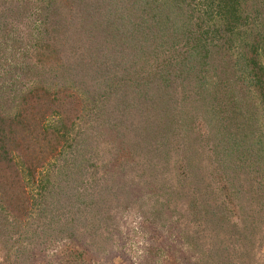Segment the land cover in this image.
I'll list each match as a JSON object with an SVG mask.
<instances>
[{"label":"rangeland","instance_id":"1","mask_svg":"<svg viewBox=\"0 0 264 264\" xmlns=\"http://www.w3.org/2000/svg\"><path fill=\"white\" fill-rule=\"evenodd\" d=\"M54 1L58 29L77 35L66 44V34H54L58 53H45L46 0H0V113L24 118L13 135L11 166H0V264H264V81L252 85L256 80L239 69L254 56L252 46L264 66V0H242V22L222 40L210 33L205 42L208 23L195 28L209 64L185 81L178 64L198 61L192 40L169 34L159 45L157 29L143 39L146 28H134L141 37L134 47L100 29L84 41L85 31L74 30L99 0ZM100 1L103 10L108 1ZM115 2L139 18L156 12L146 0ZM158 4L178 20L195 8L194 27L207 9L205 0ZM162 68L169 83L180 84L163 89L154 81L148 89L161 90L175 108L152 115L157 98L143 95V85L128 86L153 80ZM63 124L70 131L57 142ZM87 159L90 169L81 163ZM13 164L19 175L12 184ZM216 203L232 210L227 218ZM23 207L28 220L47 207L53 235L27 242L17 222ZM252 208L262 217L249 228ZM93 213L96 231L84 219Z\"/></svg>","mask_w":264,"mask_h":264},{"label":"trees","instance_id":"2","mask_svg":"<svg viewBox=\"0 0 264 264\" xmlns=\"http://www.w3.org/2000/svg\"><path fill=\"white\" fill-rule=\"evenodd\" d=\"M108 4L104 5V9L103 5L101 4V1L99 0V4L100 7L99 9L94 10V5H91L90 10L89 9H85L84 11H82V13H86L85 14V19L79 23V29H75L74 32H77L79 30V32L81 30L85 31V37H84V41L89 38L92 39V33L94 34L98 32V30H102V32L107 33L109 32L110 35H108L107 38H111L113 40H116L117 38L123 39V42L126 43L124 46L127 47L129 45L131 46H135L137 45L139 39H141V37H137L136 35L139 33L138 30H134V28H139L140 30H144L146 28L145 32L146 36L142 37L143 39H148L150 37H155L154 35H156V29L158 34H162V36L160 37V35H157L156 38L158 41L159 40V45L165 44L162 43V41H164V37H166L169 34L174 35V37H178V36H185V38L190 41L192 40L194 42V50L196 53V58L198 59V61L194 64L189 65L187 62L185 63H180L178 64L180 66L179 69V73H177L178 75H180L183 78V81L185 80H189L192 77V74L197 75V72L200 74V71H203V68L205 66H207L209 63L207 61L208 59V51L204 50L203 48H205L204 46H201L200 44V35L199 37L196 34L195 36V30L196 29H202V26L205 25V23H208L206 28L204 29V31L202 32L203 35H205V42L210 41L213 38H210L209 35L210 33H214L215 34V38H217V40H222L224 38V36H226V34H231L234 33V30L236 29L237 25L239 23L242 22V15L240 13V7H241V1L242 0H205L206 1V7L207 9L205 11L202 12V16L201 18H197L200 21L196 22L197 26H193L191 25L192 21L195 18V8H189L190 11H192V15L188 16V18H185V14L184 16H182L181 12L178 14L179 16V20L174 18H170L169 15L163 14L162 13V6H160L158 4V0H152V2H150L149 0H146L149 3H153L151 4V6L155 5V9L156 12L152 15V16H148L147 17H141L139 18L137 15H135V13H131L132 12V8H129L128 4H125L124 8L121 7V10L117 6V2H115V0H112L113 2H110V0H107ZM138 1V0H136ZM145 1V0H144ZM135 2V1H134ZM133 2V3H134ZM177 3H179L177 1ZM147 4V3H146ZM158 4V5H156ZM45 5H47L45 7V15L44 18H40V20L42 19V24L44 26L43 31L44 32V36L46 38V44L42 46V49L44 50L45 53L50 52V53H58L57 49L55 48L56 43H53L51 40H54V34L59 35L62 39V36L66 34V37L64 42H66V44L69 42L70 44L76 39V35H74L73 33H71L70 35L74 36L73 38L70 37V35H68V33L63 32L62 30H59L58 27L61 26V23H59V21L57 22V19L55 18V13L57 10V7H55V1L54 0H46ZM127 6V8H126ZM18 7V6H16ZM15 9L17 10L18 8ZM144 8L142 9V11H146V8H148L146 5L143 6ZM182 6L180 5L179 8H181ZM7 10H9L10 8H6ZM4 10V12H6L7 10ZM13 9V8H12ZM139 8H133V11H137ZM154 9V10H155ZM18 11V10H17ZM122 12V13H121ZM151 11L149 10L148 14ZM147 14V12H146ZM107 15V18H105V16ZM109 15V16H108ZM41 16V11H40V15ZM159 16H165L166 18L162 19L161 21L157 20ZM202 17H204V21H201ZM1 19L3 21V24H6L8 22H10L11 19H8V17L2 15ZM187 19V20H186ZM221 19L217 24H210L212 22L210 21H216ZM98 20V21H97ZM19 22H21L19 20ZM59 23V24H58ZM102 28V29H101ZM196 28V29H195ZM133 30L130 33V30ZM1 30V28H0ZM197 33V31H196ZM201 33V34H202ZM242 37V36H239ZM106 38V39H107ZM48 39V40H47ZM56 40V39H55ZM227 42H231L232 39H228L226 40ZM53 44H55L53 46ZM2 45V44H0ZM158 45V46H159ZM157 46V47H158ZM102 48V47H101ZM159 48V47H158ZM219 48V47H218ZM257 50L258 48L255 46L251 47V51L254 53V56L251 57V59H247L246 60V64H243V66L241 64H239V69L242 70L243 73H250L249 75L252 76V79L256 80V82L252 85H259L264 81V66L262 65H258V60H257ZM0 52H4L2 49H0ZM143 52L145 53V51L143 50ZM199 64V66L197 65ZM248 65H251V69L249 70L247 68ZM199 69L198 71H195V69ZM165 68L162 69H158V70H154L153 74L151 76V78H153V80L151 81H145V82H141V78H137L135 79V81H132L131 84L128 87H133L134 85H137V87H140L141 85H143L144 89H143V95H146L147 98H149L150 100L154 97L157 98L156 100H154V103L156 105V107L154 106V112L152 113V115H162L165 114L167 112L171 113L170 111L174 110V105L171 104L170 100L168 98H163L164 95L161 90H158L154 93L151 92V90L148 89V86L154 81L159 82L158 85H160L162 82V88L163 89H168L169 87H172V85H176V83L178 82L180 84L179 81L175 80L174 78L172 79V83H169L170 80V75L169 72L167 70H164ZM185 69V70H184ZM218 69V68H217ZM217 69H214V71L216 72ZM167 71V72H166ZM172 75H174L175 73L171 72ZM200 79V78H199ZM206 79V75L201 76V80L204 83V85H209V82L205 81ZM164 81L166 83H164ZM157 84V83H156ZM176 87V86H175ZM140 93V92H139ZM142 95V92H141ZM25 96V95H24ZM163 98V99H162ZM173 105V106H172ZM178 107V106H177ZM23 125L24 124V118L22 117L21 113H16L15 116L11 119L9 118H5L3 114L0 113V166L1 165H8L11 166V163L13 162V158H11L10 153L12 152L11 146L13 144V139H14V134L15 131L19 130L18 129V125ZM118 123H110V126H116ZM46 131H49L48 127L46 129ZM70 128L66 125H60L58 128H56L55 131V139L57 140V142H59L60 140H64L67 137V134L69 133ZM145 129H142V131H140L141 133V137L143 138L146 142L148 141V138L145 136ZM148 132V131H146ZM149 133V132H148ZM153 144V143H152ZM261 144V141L258 140L256 143L250 142V145H259ZM50 154H52V152L50 151ZM139 154V153H138ZM183 159V158H182ZM181 159V160H182ZM181 160L177 161V163L181 162ZM186 161V160H185ZM84 166V168L90 169L91 165H90V160H83L81 162ZM121 162H119L120 165ZM122 165V163H121ZM186 165H184L185 167ZM3 167H0V169ZM10 169V168H9ZM12 171V174H14V178L12 181V184L14 183L15 179H18V169L17 167L13 164L12 169H10ZM30 175V174H29ZM180 178V176H178ZM2 180V178H0V181ZM6 180V179H5ZM175 183H179V180L177 177H175V180L173 181V184ZM158 184V183H157ZM156 184V185H157ZM174 193L176 194L177 191L174 190ZM1 196H3L2 193H0ZM55 201H53L54 203ZM36 204V206H38V203H34ZM33 204V205H34ZM89 204V203H87ZM216 208L217 210L220 211V214L224 217L227 218L228 216V211L232 212V210L230 208H228V206H226V204L222 203H216ZM56 205V204H54ZM213 204H211L210 206H212ZM44 207V205H42ZM264 206V205H263ZM263 206L261 208H263ZM17 207V205H16ZM15 207V210H16ZM65 206H63L62 208H64ZM33 208V207H32ZM46 208L41 209V211L38 212V215L32 220H28V211L29 209L23 207V211H20L19 215H18V224L24 229V234L22 237H24L25 240H27V242L29 243H33L35 242L36 239L38 238H45L48 236V231H51V234L53 235V232L55 231V229L52 227L54 226V218H49L47 219L46 217ZM214 210V209H213ZM245 210V209H244ZM216 212V210H214ZM254 211L255 208H252L251 210L247 211L248 212V217H245V219L247 220V218H250L249 220V228L250 227H254L259 225V221L255 220L258 219L260 217H262V214H260V210H259V216H255L254 215ZM96 216V215H95ZM94 216V213L89 216V217H84V219H89L91 220L92 224L87 223L86 225H92L94 228V231L98 230L99 228V221L96 219V217ZM44 217L48 220V222L45 221ZM83 219V218H82ZM83 219V221H84ZM40 220H44L43 224H40L39 221ZM75 221V220H74ZM73 220H68L67 221V225L69 226L70 224H72L74 222ZM82 225V224H80ZM86 226V227H87ZM66 227V225L64 226ZM53 228V229H52ZM234 228V227H233ZM232 229V228H230ZM234 235H238V233H236V229L234 228L233 231ZM25 252V250H23Z\"/></svg>","mask_w":264,"mask_h":264}]
</instances>
